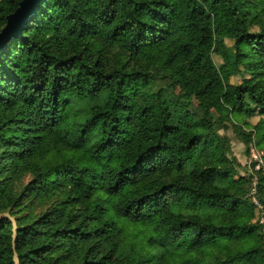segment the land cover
Segmentation results:
<instances>
[{"label": "trees", "instance_id": "16d2710c", "mask_svg": "<svg viewBox=\"0 0 264 264\" xmlns=\"http://www.w3.org/2000/svg\"><path fill=\"white\" fill-rule=\"evenodd\" d=\"M224 112L264 117V0H44L0 53V264H264Z\"/></svg>", "mask_w": 264, "mask_h": 264}, {"label": "rangeland", "instance_id": "374dc122", "mask_svg": "<svg viewBox=\"0 0 264 264\" xmlns=\"http://www.w3.org/2000/svg\"><path fill=\"white\" fill-rule=\"evenodd\" d=\"M226 43L229 45L232 44V41L226 40ZM213 59L216 64H219L221 61L220 57L215 54H213ZM241 80L242 77L240 75L234 76L230 79V81L234 84H239ZM150 98L153 101L154 96L151 95ZM193 111L194 105L186 112L184 118H174L178 125V128L175 133L176 136L181 134L190 135L192 133L199 134L203 131L196 117L192 114ZM219 118L221 120L216 123V129L218 130L220 135H222L225 139L230 142L233 155L235 156L237 162L240 164L239 174L244 176L248 180V185L245 186L249 187V192L247 196L240 201V212L247 214V216H251V220L258 224L259 233L262 235L264 242V196H258L257 186L259 175H264V136L260 137L261 133L264 132V128L260 130L255 128V125L259 122V120H262V118L264 117L256 114L246 118L245 116H243V114H237L235 116H232L224 112L220 114ZM243 121L247 122V127L243 125ZM241 126L245 132L251 133V139L249 141V144L247 145V150L245 149L246 145L242 142L241 139V133L239 130ZM258 138L261 140H258ZM251 149H253L254 153L257 155L256 159L254 156L251 155ZM215 152L219 153L218 149H215ZM213 166H215L216 169L219 168L217 163L210 164L207 167L211 169L213 168ZM30 178L31 175L26 174L22 178V182L26 183ZM234 178L235 180L237 179V177ZM233 183L234 182L232 181V184ZM213 192L215 191H207L208 194H213ZM216 192L217 193L214 195L222 196L226 195L227 190L224 186H220L216 190ZM49 205V201H45L40 205L36 203L30 208V210L33 215H38L40 213H43L49 207ZM11 217L14 218L13 216ZM132 231L137 232L134 230Z\"/></svg>", "mask_w": 264, "mask_h": 264}, {"label": "water", "instance_id": "95a60500", "mask_svg": "<svg viewBox=\"0 0 264 264\" xmlns=\"http://www.w3.org/2000/svg\"><path fill=\"white\" fill-rule=\"evenodd\" d=\"M43 1L44 0H20L15 10L7 14L5 24L0 29V53L9 40L22 35L24 26L32 19ZM1 217L9 218L12 222V241L14 249V239L17 230L16 221L8 213H0V218ZM13 260L14 264H19L16 252H14Z\"/></svg>", "mask_w": 264, "mask_h": 264}, {"label": "built area", "instance_id": "2783aa9c", "mask_svg": "<svg viewBox=\"0 0 264 264\" xmlns=\"http://www.w3.org/2000/svg\"><path fill=\"white\" fill-rule=\"evenodd\" d=\"M251 155L254 156L255 159H256L257 155L254 153V150L253 149H251Z\"/></svg>", "mask_w": 264, "mask_h": 264}]
</instances>
